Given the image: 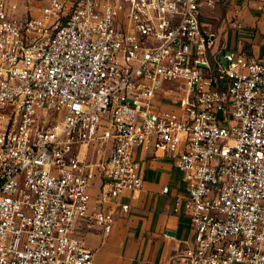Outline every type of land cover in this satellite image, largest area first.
<instances>
[{"label": "built area", "instance_id": "obj_1", "mask_svg": "<svg viewBox=\"0 0 264 264\" xmlns=\"http://www.w3.org/2000/svg\"><path fill=\"white\" fill-rule=\"evenodd\" d=\"M221 3L49 0L23 16L0 1V264H95L75 226L113 230L100 203L143 187L139 150L172 157L186 186L194 245L172 264H264V61L210 59L200 19ZM108 145L92 205L85 156Z\"/></svg>", "mask_w": 264, "mask_h": 264}, {"label": "crops", "instance_id": "obj_2", "mask_svg": "<svg viewBox=\"0 0 264 264\" xmlns=\"http://www.w3.org/2000/svg\"><path fill=\"white\" fill-rule=\"evenodd\" d=\"M259 3L258 0H222L215 8L203 7L202 29L216 35L209 52L212 61L225 51L264 61V12L258 10ZM236 24L242 29H237ZM110 149L108 145L100 155L91 150L85 156L95 173L90 188L92 205L100 200L104 186L97 164L107 158ZM136 156L144 167L143 187L100 203L104 211L114 213L113 230L107 234L88 220L78 221L75 226V237L93 253L95 264L110 263L115 258L116 243L124 247L130 243L125 238L132 245L129 263L140 256L144 261L138 264H172L179 252L194 245V231L186 211L175 209L176 202L184 201L187 196L175 160L153 150H139ZM165 188L169 189L167 194L163 193ZM124 205L128 206L127 211L123 210ZM127 263V259L119 258V264Z\"/></svg>", "mask_w": 264, "mask_h": 264}, {"label": "rangeland", "instance_id": "obj_3", "mask_svg": "<svg viewBox=\"0 0 264 264\" xmlns=\"http://www.w3.org/2000/svg\"><path fill=\"white\" fill-rule=\"evenodd\" d=\"M0 1H8L12 4L17 5L19 9V13L23 16L27 15H38L39 12L48 4L49 0H0ZM129 241L130 243H126V246H120L116 243V251L115 258L108 264H119V258L123 257L127 259V264H138L144 260H141V257H137L133 260V262L129 263L130 258L132 257V245L131 241L128 238H125V241Z\"/></svg>", "mask_w": 264, "mask_h": 264}]
</instances>
